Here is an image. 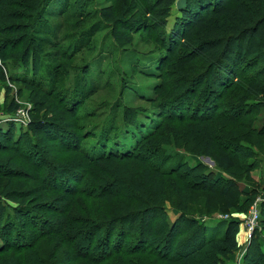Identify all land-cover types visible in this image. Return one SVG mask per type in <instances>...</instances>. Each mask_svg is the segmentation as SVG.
Masks as SVG:
<instances>
[{
	"label": "rangeland",
	"instance_id": "1",
	"mask_svg": "<svg viewBox=\"0 0 264 264\" xmlns=\"http://www.w3.org/2000/svg\"><path fill=\"white\" fill-rule=\"evenodd\" d=\"M146 2L21 0L9 8L17 12L14 17L7 20L0 12V66L6 76L0 78V128L13 127L15 138L0 145V203L13 217L7 238L2 233L7 215L0 223V264L9 259L18 264H172L163 259L161 245L153 238L146 247L150 254L131 253L136 235L126 233L122 240L114 237L109 242L107 230L95 233V226L86 228L85 220L95 225L99 217L117 218L128 208H137L141 191L154 201L164 195L168 215L164 227L172 225L183 206L188 216L209 226L240 220V248L225 264H247L251 238L246 224L253 207L260 211L264 202V135L257 134L264 132V96L251 99L258 106L237 111L241 116L229 123L218 104L223 100L232 113L227 107L241 99L243 86L212 95L206 84L195 85L201 61L186 68L174 64L167 49L174 17L166 29L159 28L145 12ZM37 7L40 10L33 13ZM125 9L130 16L149 18L152 25L123 31L115 18ZM6 21L15 24L14 33L3 32ZM49 65L54 66V83L43 75ZM256 72L244 74L247 83L255 81ZM25 74V82L20 81ZM90 81L92 89L78 94L76 84ZM35 96L45 105H36ZM32 120L57 121L67 135L34 136L27 128ZM209 131L216 132L219 143L237 141L253 147L255 157L234 156V166L227 172L219 165L217 151L212 156L201 152ZM146 138L151 142L143 147ZM111 152L133 158L105 160L106 169L91 164ZM254 162L258 167L245 168ZM50 171L60 176L54 183H44ZM97 172L108 173L107 187L97 185ZM205 175L216 184L218 195L204 188ZM230 182L237 208L220 196ZM135 185L140 192L129 193ZM248 194L256 195L253 204H246ZM15 208L31 215L16 219ZM259 226L264 249V230ZM70 230L80 232L73 236L67 233ZM187 237L184 229L176 249Z\"/></svg>",
	"mask_w": 264,
	"mask_h": 264
},
{
	"label": "trees",
	"instance_id": "2",
	"mask_svg": "<svg viewBox=\"0 0 264 264\" xmlns=\"http://www.w3.org/2000/svg\"><path fill=\"white\" fill-rule=\"evenodd\" d=\"M177 1L147 0L145 12L153 16V20L161 29H166L170 25L171 18L174 17L172 31L167 33V39L170 42L167 49L172 55L174 64L179 68H186L195 63L196 60L201 61L198 64L200 72L193 80L195 85L203 86L206 84L207 90L212 95L219 93L220 90L228 91L235 87L243 86L240 88L242 90L240 93L241 99L237 100V102L235 101L236 103L230 107L226 105L228 109L234 110H231L232 113L228 114L223 100H221L223 104H218V110L221 109V112H223L222 116H227L229 123H235L241 116L237 114V111L256 108L258 104L250 103L251 99L253 100L257 95L264 96V0H185L184 4L178 7L177 14L174 15L173 8ZM16 3H21V0H0V12L6 15L7 20L10 17H14V14L17 13L16 11L9 10ZM39 10L40 7H37L32 12H38ZM129 14L130 12L125 9L122 15L115 18V22L120 23L122 30L125 32L134 30L137 25H152L149 18L141 20ZM139 22L142 23L140 24ZM14 25L11 23L6 24V26H3L5 29H3V32L14 33L16 31ZM139 27L140 30L143 29L142 26ZM23 58L24 64L27 67L29 64V51L25 52ZM53 67L52 65L45 66L43 75L54 83V77L56 78V76H52ZM251 69H256L257 78H255L254 82L247 83V76H244V74ZM0 78L6 79L1 66ZM18 79L25 82L26 74ZM91 89V81L85 83L78 82L76 84L78 94H86ZM181 96L182 94L178 97ZM33 102L38 106L45 105L37 96L33 98ZM204 108H201L200 112L204 111ZM130 119L132 122L134 121V118L131 117ZM27 128L28 132L33 133L34 136L42 134L51 135L53 133L61 134V136L67 135L61 124L53 120H32L29 122ZM13 131V127L9 131L0 128L1 146L5 145L6 142L11 143L15 139ZM257 134L264 135V132ZM204 138L206 139V145L201 150L202 154L212 156L213 152L217 151L219 165L227 172L234 166V156H240L242 159L248 160L255 157V152L251 146L237 141L219 143L216 139L215 131L207 132ZM149 142H151V139L146 138L143 147ZM140 145L142 146V144ZM131 158H133L131 154L117 155L111 152L109 155L103 154L98 158L90 159L93 160L91 164L106 169L103 164L105 160H127ZM252 167L256 168L258 164L254 162L245 165L247 169H251ZM48 173L47 178L43 179V182L47 184L56 182V178L60 176L59 173L53 171ZM96 179L98 180L97 185L100 187H107L111 183L108 173L97 172ZM204 179V188L210 193L218 195L216 184L209 183V175H205ZM231 185L233 184L230 182L228 186L223 188L220 196L225 197L229 200L232 207L237 208L239 207L238 198L233 196ZM134 189L130 188L128 192H140L136 185ZM145 193L144 191L140 192L141 201L138 203L137 208H128L120 216H116L117 218L108 217L103 219L99 217V222L95 225L85 220V222H88L86 228L89 229L95 226V233L106 232L107 230L106 238L109 242L114 237L118 241H120L119 239L122 240V236L126 233H128L127 235H136V246L131 253L141 252L150 254L151 251L146 250V247L153 238L157 240L159 246L161 245L160 251L164 253L163 259L172 264H225L239 250V234L242 224L240 220L232 218L221 221L215 226H209L188 216L186 207L183 206L180 216L172 225L164 227L168 218L164 210V195H161L159 199L154 201V199H151ZM255 199L256 195L252 196L248 194L246 204H253ZM1 203L0 223L3 222L7 215L6 205ZM14 214V218L16 219L23 217V215H31L28 210L26 211L21 208H15ZM156 215L160 218L158 222L155 221ZM84 219L82 218L83 221ZM12 221L13 217L7 215L5 221L7 224L2 229V233L4 236L6 235V238L10 232ZM18 222L20 225L23 223L22 220ZM60 224L64 225L65 222H61ZM63 225H60V229L65 230ZM260 225L262 230H264V202L260 208ZM87 229L83 231L85 232ZM184 229L188 232V237L176 249V239H179L184 234ZM69 232L73 236H78L80 230H70L67 233ZM115 233L116 235H114ZM260 237L258 229L253 234L245 252L244 261L247 264H264V249L261 245ZM22 238L17 236L19 240ZM120 253H122L121 249ZM158 255L160 256L161 253H158ZM5 262V264H18L15 259H9ZM33 264H37V262L34 261Z\"/></svg>",
	"mask_w": 264,
	"mask_h": 264
},
{
	"label": "built area",
	"instance_id": "3",
	"mask_svg": "<svg viewBox=\"0 0 264 264\" xmlns=\"http://www.w3.org/2000/svg\"><path fill=\"white\" fill-rule=\"evenodd\" d=\"M259 223H260V211L256 206L253 207L251 217L246 224L250 238H252V232L260 228Z\"/></svg>",
	"mask_w": 264,
	"mask_h": 264
},
{
	"label": "crops",
	"instance_id": "4",
	"mask_svg": "<svg viewBox=\"0 0 264 264\" xmlns=\"http://www.w3.org/2000/svg\"><path fill=\"white\" fill-rule=\"evenodd\" d=\"M184 1H185V0H181L179 6L183 5V4H184ZM241 232H242V230L240 231V233H241ZM239 235H240V234H239ZM232 256H233V255H232Z\"/></svg>",
	"mask_w": 264,
	"mask_h": 264
}]
</instances>
